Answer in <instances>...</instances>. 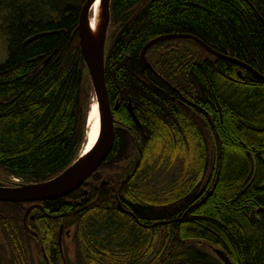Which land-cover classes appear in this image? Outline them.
Masks as SVG:
<instances>
[{
	"label": "trees",
	"instance_id": "obj_1",
	"mask_svg": "<svg viewBox=\"0 0 264 264\" xmlns=\"http://www.w3.org/2000/svg\"><path fill=\"white\" fill-rule=\"evenodd\" d=\"M86 1L0 0L8 45L0 65V174L45 183L85 149L92 91L77 29ZM111 16L105 77L113 151L82 189L41 203L44 212L30 210L27 226L39 239L24 227L33 205L0 203V257L3 242L14 240L21 263L34 264L24 245H57L64 226L85 250L102 245L94 264H223L206 245L233 264H264V82L189 40L150 49L154 71H144L140 58L156 38L191 35L264 77V0H112ZM174 166L166 194L148 195L153 189L142 178Z\"/></svg>",
	"mask_w": 264,
	"mask_h": 264
},
{
	"label": "water",
	"instance_id": "obj_2",
	"mask_svg": "<svg viewBox=\"0 0 264 264\" xmlns=\"http://www.w3.org/2000/svg\"><path fill=\"white\" fill-rule=\"evenodd\" d=\"M97 1L98 0L86 1L82 7L77 31L79 35L81 56L89 72L91 85L99 107V140L91 151L88 153H83L82 156L79 157V159L59 178L41 184H19L15 187H0V203L34 204L30 210L38 208L44 212L43 207L40 206L41 203L63 199L76 192L92 177L93 174H95L101 168L113 151L116 139V127L105 78V50L112 20V0H101L100 23L97 33L94 34L91 32L90 14ZM45 36H47V34L37 35L29 39L24 45L28 46L44 38ZM170 40L193 41L209 54L241 67L242 69L251 73L255 79L264 82V77L250 66L241 63L236 59L226 57L218 53L200 39L191 35L162 36L145 45L140 55L141 64L144 71H154L152 65L147 59L148 51L156 45ZM129 112L136 121V124H139L131 104L129 106ZM140 157H142L141 151ZM139 163L140 160L136 163L133 174L137 171ZM129 180L130 176H128L127 179L122 183V188L127 185ZM105 184L106 181H103L101 183V187L105 186ZM117 208L122 213H128L124 210L120 203L117 205ZM30 210H28L25 215V222ZM214 253L224 264H233L227 255L222 251L215 250Z\"/></svg>",
	"mask_w": 264,
	"mask_h": 264
},
{
	"label": "flooded vegetation",
	"instance_id": "obj_3",
	"mask_svg": "<svg viewBox=\"0 0 264 264\" xmlns=\"http://www.w3.org/2000/svg\"><path fill=\"white\" fill-rule=\"evenodd\" d=\"M30 213L31 211L29 215ZM122 215L130 218L133 217L132 219H134V215L131 213H122ZM33 220L34 218L31 217V221ZM61 228H63L62 239L60 240L59 237L57 245L44 244L42 241H33L31 244L26 243L24 245L23 252L26 254L27 259L29 258L30 263L33 259V263L35 262L34 264H39L40 262L43 264H50V258H52L54 262L59 261L60 264H94L102 258L98 251L101 249L96 243L93 246L87 247L85 250L82 248L81 243L74 240L72 234L73 229H66L64 226ZM25 229L29 231L28 226ZM113 246L119 248L120 244H114ZM1 249H3V256L0 257L1 264H8V262L11 264H21L22 260L20 259L19 253L21 252V257L24 258V256L18 241H4ZM117 258L118 257L114 256L112 260L117 261ZM128 260H134V257H128Z\"/></svg>",
	"mask_w": 264,
	"mask_h": 264
},
{
	"label": "bare ground",
	"instance_id": "obj_4",
	"mask_svg": "<svg viewBox=\"0 0 264 264\" xmlns=\"http://www.w3.org/2000/svg\"><path fill=\"white\" fill-rule=\"evenodd\" d=\"M100 18H101V0H98L95 5L93 6L92 10H91V14H90V23H91V32L96 34L97 31H98V26H99V23H100ZM112 22V21H111ZM111 27V26H110ZM35 37V36H34ZM109 37V35H108ZM33 38V37H32ZM108 40V38H107ZM107 45V44H106ZM24 47H26L24 45ZM105 61H106V50H105ZM50 62V59H47L45 61V64L47 65L48 63ZM256 71V70H255ZM251 74V73H250ZM252 75V74H251ZM106 78V77H105ZM91 80V78H90ZM110 99V98H109ZM111 103V102H110ZM131 104V103H130ZM129 104V106H130ZM132 105V104H131ZM112 107V105H111ZM133 108V106H132ZM128 110H129V107H128ZM134 110V109H133ZM112 113H113V110H112ZM135 114V113H134ZM87 140L89 139L88 141V144L87 146L85 147V150L83 153H88L89 151H91L93 149V147L97 144L98 140H99V136H100V113H99V107H98V103H97V100L95 98L92 106H91V111H90V115H89V121H88V128H87ZM142 152V151H141ZM142 156H143V153H142ZM142 157H140L141 159ZM76 162V161H75ZM75 162H73L66 170H68ZM140 164V163H139ZM136 166V165H135ZM222 168L221 167L219 170H217V176L220 177V174L222 172ZM135 168H133L130 173L125 177V179H123V181H121V185L122 183L127 179L128 176H130V180L132 178V176H134V173L133 174V171H134ZM65 170V171H66ZM64 171V172H65ZM63 172V173H64ZM132 172V173H131ZM63 173H61L60 175H58L57 177H55L54 179L56 178H59ZM94 175V174H93ZM92 175V176H93ZM92 178V177H91ZM90 178V179H91ZM16 183H13V184H9V185H0V187H15L16 185H19V184H30V183H26L24 182L23 180H19V179H16V178H13ZM52 179V180H54ZM90 179L80 188L82 189L89 181ZM129 180V181H130ZM103 181H106V180H103ZM102 181V182H103ZM101 182V183H102ZM101 183H100V188H101ZM32 184V183H31ZM128 184V183H127ZM79 190V189H78ZM77 190V191H78ZM85 196L88 197V192L87 190L85 191ZM67 198V197H66ZM64 199V198H63ZM46 203V202H45ZM3 204H9V203H3ZM41 206V204H40ZM30 210V209H29ZM119 210V209H118ZM120 211V210H119ZM126 211V210H125ZM28 212V211H27ZM121 212V211H120ZM127 212V211H126ZM122 213V212H121ZM126 214V213H125ZM29 215V214H28ZM47 215V214H45ZM28 218V217H27ZM27 221V219H26ZM24 227L27 228V225H26V222H25V217H24ZM145 229H149L147 226H143ZM62 230V234H63V228H61ZM30 233H31V236L34 238V239H39V235L36 231L34 230H30ZM62 239V236L60 237V240ZM99 247H101L102 245H99L97 244ZM205 249L208 251V253H210L211 255H216L214 252L215 250H218L210 245H206L205 246ZM224 253V252H223ZM217 257V256H216ZM218 258V257H217ZM223 263V262H222ZM22 264V263H21Z\"/></svg>",
	"mask_w": 264,
	"mask_h": 264
},
{
	"label": "rangeland",
	"instance_id": "obj_5",
	"mask_svg": "<svg viewBox=\"0 0 264 264\" xmlns=\"http://www.w3.org/2000/svg\"><path fill=\"white\" fill-rule=\"evenodd\" d=\"M8 59V45H7V39L6 37L1 34L0 35V65L4 64ZM91 91H92V99H91V103H90V111H91V106L95 100V94L91 85ZM90 115V112H89ZM89 121V119H88ZM88 126V125H87ZM88 128V127H87ZM155 170L157 172H154L152 174V177L150 180H147V178H142V181H144L143 183H140L142 186H146L148 185V188L153 189L152 193H149L148 195L154 194L156 196H159L161 194H166V192L168 191V187L166 186V184L168 186H170L173 183V178L176 177L177 174V167H173L171 169H156ZM148 176V174H147ZM0 178H2L3 181H7L10 182V184L16 183V181L13 178H10L6 175H4V173L0 174ZM168 182V183H167ZM147 187V186H146Z\"/></svg>",
	"mask_w": 264,
	"mask_h": 264
}]
</instances>
